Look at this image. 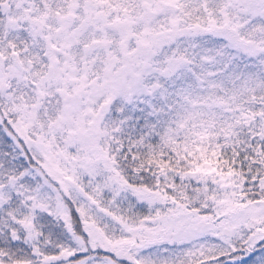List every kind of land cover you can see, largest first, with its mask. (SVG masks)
<instances>
[{"label":"snow or ice","instance_id":"6c2138e0","mask_svg":"<svg viewBox=\"0 0 264 264\" xmlns=\"http://www.w3.org/2000/svg\"><path fill=\"white\" fill-rule=\"evenodd\" d=\"M0 264H264V0H0Z\"/></svg>","mask_w":264,"mask_h":264}]
</instances>
